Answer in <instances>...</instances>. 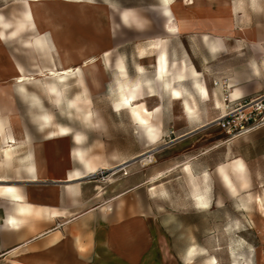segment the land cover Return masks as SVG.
Segmentation results:
<instances>
[{"label": "rangeland", "instance_id": "1", "mask_svg": "<svg viewBox=\"0 0 264 264\" xmlns=\"http://www.w3.org/2000/svg\"><path fill=\"white\" fill-rule=\"evenodd\" d=\"M28 1L33 0H0V21L11 23L6 29L0 24V36L4 32L3 38L0 37V152L4 133L14 135L18 142L11 163L0 153V176L33 180L30 163L36 159L42 177L38 182L19 184L26 195L34 193L44 210H61L64 219L98 208L104 223L108 227H122L124 236L129 235L128 226L136 227L139 239L148 242L141 255L144 264H264V158L262 176L256 177V181L262 180V185L254 184L243 194L232 190L221 168L226 172L229 163L242 164L234 159L235 148L242 147V142L235 144L219 123L210 124L212 120L201 119L202 115L199 119L184 116L181 106L157 82L155 46L162 41L146 38H161L165 30L170 32L169 28H180L175 34L182 32L186 19L177 10L176 0H168L170 3L167 0H43L35 6L38 23L33 26L27 23L22 34L14 35L17 23L24 19ZM186 2L190 6L198 4L195 0ZM231 3L233 15H224V19L215 16L218 27L203 20L197 32L218 31L236 38L233 33L243 35L251 28L254 34L262 32L264 36V0H231ZM46 4L61 17L52 19ZM91 6L101 13L87 12ZM167 7L178 17L173 23H169L167 16L172 13H167ZM159 8L166 18L165 30ZM77 12L92 16L93 23L81 21ZM132 15L137 16V24L133 23ZM233 19L235 25L231 30L228 25ZM131 25L139 28H129ZM42 32L48 41L44 47L36 43ZM229 44V55L213 62L206 58L195 39H177L170 47L172 59L186 60L189 69L192 63L201 68L207 64L217 67L222 62L231 69L229 75L239 82H242L243 66L251 64L250 81L244 84L248 93L232 99L233 90L226 84L223 112L227 105L235 108L239 103L264 96V57L260 59L253 54L259 43L257 47L255 44L243 47L236 40ZM180 48L182 52L178 51ZM242 48L250 50V56H243ZM65 59L72 60L73 69L84 71L91 101L86 105L90 106L89 119L82 110L69 104V100L84 97L83 85L77 78L63 87V98L57 101L48 92L46 79L40 77L42 71L61 69ZM86 60L93 62L86 67ZM180 70L181 66H170L171 74ZM20 74L32 79L25 88L16 81ZM187 74L191 81L183 89L188 99H192L189 94L195 99L197 91L190 79L192 74L189 70ZM118 77L133 86L139 99L144 95L140 105L144 104L150 111L161 108L155 123L162 134L156 143L147 140L130 109L122 105ZM146 80L151 83L148 85ZM209 91L212 98L218 97L217 90ZM229 99L233 100L231 104ZM208 111L204 107V112ZM257 119L264 122V113ZM203 124H207L205 128L186 136ZM60 125L71 128L68 137L58 136ZM75 131L83 134L80 143L76 141ZM81 144H86L83 150L94 159L97 171L86 179L66 182L68 173L84 171V164L75 155ZM187 166L199 179L206 173L211 175L207 196L210 204L206 209H200L196 203ZM71 187L75 191L71 192ZM9 210L0 200V225ZM0 264L20 263L0 257Z\"/></svg>", "mask_w": 264, "mask_h": 264}, {"label": "crops", "instance_id": "2", "mask_svg": "<svg viewBox=\"0 0 264 264\" xmlns=\"http://www.w3.org/2000/svg\"><path fill=\"white\" fill-rule=\"evenodd\" d=\"M196 1H198L197 5L190 6L187 4L186 0H176L177 10L186 19L185 27L179 34L175 33H177L176 31H179L180 28H169L170 32H166V18L159 8L164 19L165 33L161 38L147 37L146 40L162 41L167 53L169 71L172 64L181 66L179 72L184 68V72H181L184 79L175 80L177 73L173 75L171 71L168 77L171 87L177 88L178 86V89H182L183 99L189 100L187 103L189 106H192H190L191 111L185 110L181 99L176 100L173 95L170 94V98L181 106L180 109L182 114L190 119L198 118L202 115L200 116L201 119L212 120L210 124H215L218 123L220 115L223 112L222 97L223 89L226 84L233 90L232 99L244 97L248 93L244 84L250 81L252 71L251 64L248 63L243 66L241 70L243 73L242 82H239L232 75H229L231 69H229V66L225 63L222 65V62H220V65L217 67L207 64L201 68L197 67L195 63H192V68L189 69L186 60H180V58L172 59L173 57L170 52L171 42L177 39H195L200 42V47L205 51L206 58L210 59L211 62L229 55L231 52L229 49V41L231 40L238 41V44L243 47H245V45L251 47L254 44L256 46V43H259L260 47L256 46L257 48H253V54L261 59L264 57V47L262 45L264 36H262V32H259L258 35L254 34L251 28L248 31L246 30L243 35L237 36L236 33H233L232 35L236 36V38L227 35V33L224 34L218 31L215 33L197 32L203 25V20H206L205 22L210 21L212 26L218 27V23L215 22L214 17L216 16L218 19H224V15H233L234 7L232 6L231 0H195V2ZM224 2H228V4ZM45 6L49 8L47 4ZM49 9L50 15L53 17L52 19L61 17L57 11H53L51 8ZM171 13V16H167L168 19L170 18L169 23H173L176 21V18H178L175 16L176 14H174V12L171 11ZM137 14L139 15L138 12ZM77 16L81 21L93 23L91 22L92 16L86 17L80 12H77ZM136 17L137 16L132 15L133 23L138 22ZM119 21L121 25H123L120 14ZM179 21L181 23L180 19ZM234 25L235 21L233 19L231 25H228V27L231 26L232 30ZM128 27L139 28L136 25ZM216 30H219V28H216ZM184 50L186 49L184 48ZM178 51L182 52V49L180 48ZM242 52L243 56H250V50L242 48ZM155 60H157V58ZM188 70L192 74V78H190L193 79L192 83L196 85L194 86L197 91L195 99L192 94H189V97H192V99H188L183 89L185 86L184 84L187 81H191L188 80ZM215 73H218L219 76H215ZM245 73L246 77L244 75ZM157 82L162 87V90L165 89L158 79ZM215 82H217L218 85H215ZM197 86H199V88H197ZM213 88L217 90L218 97L216 99L212 98L210 95L209 90ZM204 107L209 109L207 113L204 112ZM160 112L161 108L158 116ZM204 115L208 116L205 117ZM206 125L207 124H203L191 130L186 136L205 128ZM6 135L15 137L8 133H6ZM232 141H234L235 144L238 141L242 142V147H236L234 151V159L241 161L242 164L238 165V162L229 163L230 165L227 167V173L223 168H221V172L225 182L232 190L243 194L249 192L251 186L254 184L262 185V180L256 181V177L260 178L262 176L264 125L245 136L234 138ZM16 145H18V143L12 145L13 157L8 161L10 163L14 159L13 148ZM32 165L36 167V178L32 176L33 180L12 179L10 177L0 176V189L6 186L16 188L17 193L22 197V200H18L10 196V194L0 193V200H3V203L5 205L7 204L10 209L9 213H5L1 220L0 257H10L12 260H17L20 264H144L141 255L146 249V243L148 242L139 239L136 227L133 228L131 225L128 226L130 228L129 232L127 231L129 235L124 236L122 227L119 229L114 226L108 227L106 223H104V218L98 214V208L64 219L61 210H44L41 205H39V198L34 193L28 192L26 195L23 189L19 187V184L38 182L42 177L36 159L30 163V166ZM187 167V172L190 174L191 181L195 188L194 198L197 205L200 206L201 200L206 199L209 194L212 178L209 173H206L200 180L191 172L190 167ZM258 168L259 172H256ZM69 175L70 173L66 176V182L78 181L71 180ZM11 182L15 185H3ZM197 182H199V184ZM201 182L203 185H201ZM205 188H207L206 191ZM69 189L71 192L75 191L72 187ZM153 193H156V191L153 190ZM55 199L58 198L55 197ZM207 201L210 202L209 199H207ZM200 209L206 208L201 207ZM108 228H110V230ZM191 256L190 259H192Z\"/></svg>", "mask_w": 264, "mask_h": 264}, {"label": "bare ground", "instance_id": "3", "mask_svg": "<svg viewBox=\"0 0 264 264\" xmlns=\"http://www.w3.org/2000/svg\"><path fill=\"white\" fill-rule=\"evenodd\" d=\"M42 2H43V0H33V1H28L27 2V9L24 12V19L20 20L17 23L15 32L13 33L14 35L22 34V32L25 30V26L27 25V23L31 24L32 26L34 24L38 23L37 14H36V7L35 6L40 4V3H42ZM87 12L92 13V14L95 15L96 13L100 12V10H98L94 6H91L90 9L87 10ZM167 13L168 14L171 13V7H167ZM127 17H128V14H126V18ZM1 19H2V17L0 16V20ZM0 24L4 27V29L8 28L11 25V23H4L3 21H0ZM3 33H1L0 37L4 36ZM47 42H48L47 39L45 37H43V32H42V34H40V37H38L36 39V43L38 45L42 46V47H44L47 44ZM155 49L158 50V56H157V60L155 62L156 63V66H155L156 77L161 82V84L165 87V89H163V91H167L168 93L173 95V97L176 100L177 99H181L184 109L191 111V108H190L191 105L189 106V104L187 103V101H189V100H186V99L184 100L183 97H182V91H181L182 89L181 90L178 89V86H177V88L176 87H171V84H170L169 78H168L169 77V73H170V71L168 69V58H167V53H166V51L164 49L163 43L162 42H158L156 44V46H155ZM87 60L85 61V66L86 67L90 66L91 63L93 62V61H87ZM101 60L105 61L106 66L109 67V65H108V63H107V61L105 59H101ZM94 61L96 62V60H94ZM71 64H72V60L65 59V60L62 61L63 67L61 69H49L48 71H42L40 73V77H44L46 79V81H47L46 82L47 90H48V92L54 94L55 99L57 101H61V99L63 98V87L65 85H67L71 79L77 78L79 80L80 84L83 85L84 97H77L76 99L69 100L70 103L69 102H67V103H69L70 105L72 104L70 106L71 108L74 105V107L76 106L77 109L82 110V114L85 116V118L89 119V115H91L90 106L87 108L86 105L90 104L91 101H90V97L88 96V85H87V83L85 81L84 71H83L82 68L73 69L71 67ZM184 66H186V65H184ZM141 71L143 72L142 69H141ZM181 72H184V68L182 69ZM181 72H179L180 74L177 72V75H176L177 77H175V80L184 79L183 75H181ZM30 80H32V79H29L24 74H20L16 78L17 83L20 84L24 88H25V84H27V82H29ZM146 83L149 85V83H151V82L149 80H146ZM197 84H199V83H197ZM117 87H118V91H119V94H120V100H121L122 105L126 106V107H128L130 109L134 121L136 123H138L140 125V127L143 129V131L145 133L144 135H146L147 140L149 142H151V143H156L160 139L161 134H162L161 129L155 123V120L159 117L158 113L160 111V108H157L155 111H150L144 104L140 105L139 104L140 101L145 100V98H143L144 95H142V98L139 99L140 96L137 94V92L134 89H132L133 86L128 81L123 80L120 77L117 78ZM197 88H199V86H197ZM149 89L151 90V92H154L152 90L151 86L149 87ZM92 115H93V113H92ZM219 120H220V118H219ZM58 129H59L58 136L62 137V138L63 137H68V135L70 134V131H71V128H68V126L65 127L63 125H60L58 127ZM75 132H77V131H75ZM82 136H83V134L81 132H77L76 135H75L76 141H78L80 143V141H82ZM85 139H86V136H85ZM2 142H3L2 151H1L2 152V157L4 158L5 161H9L13 157L12 145L15 144V143H18L17 139L15 137H10V136L6 135V133H4ZM83 143H85V142H83ZM83 145L86 146V144H83ZM83 145L80 146L82 148H80V147L77 148V154H75V155H78V158L81 160L80 162H82L84 164V166H83V167H85L84 171L74 170L75 172L73 171L74 173H70V175H69V178L71 180H79V179H82V178L89 177L90 174L93 175L97 171V167L98 166H97L96 162L94 161V159L92 157H88L87 156V154L85 152L86 150L85 151L83 150ZM88 152H90V151L88 150ZM5 161H3V163ZM31 168L34 171L33 176L36 178V167H35V165H32ZM31 168H29V169H31ZM98 169H100V168H98ZM202 182H201V185H203ZM197 183L199 184V182H197ZM206 189L207 188H205V191H206ZM197 191H198V188H197ZM0 193L1 194H10V196H12V197H14V198H16L18 200H22V197L17 193L16 188H13V187H7L6 186V187L0 189ZM209 204H210V202L207 201V198H206V199H202L201 200L200 206L202 208H207V207H209Z\"/></svg>", "mask_w": 264, "mask_h": 264}, {"label": "built area", "instance_id": "4", "mask_svg": "<svg viewBox=\"0 0 264 264\" xmlns=\"http://www.w3.org/2000/svg\"><path fill=\"white\" fill-rule=\"evenodd\" d=\"M227 101L231 104L233 100ZM263 113L264 96L239 103L235 108L227 105L218 123L232 138L242 137L264 125V122L257 119Z\"/></svg>", "mask_w": 264, "mask_h": 264}]
</instances>
